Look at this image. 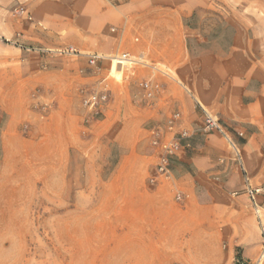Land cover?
I'll use <instances>...</instances> for the list:
<instances>
[{"label":"rangeland","instance_id":"374dc122","mask_svg":"<svg viewBox=\"0 0 264 264\" xmlns=\"http://www.w3.org/2000/svg\"><path fill=\"white\" fill-rule=\"evenodd\" d=\"M103 1L104 7L118 8L129 0ZM51 2L64 0H17L6 11V31L12 35L0 47V264H124L120 248L125 241L111 235L104 220L114 215L111 189L105 186L121 163L140 178L123 177L118 185L154 186L149 182L157 162L151 131L165 122H142L136 106L150 107L137 104L140 84L159 83L156 78L164 75L158 70L180 83V71H188L192 63L170 69L145 62L149 66L118 72L113 67L109 77L111 63L106 61L97 73L73 41L78 32L65 26L73 18L62 13L57 18L61 27H51L45 10ZM159 2L175 3L183 12L192 62L203 55L231 56L239 32L240 54L264 70V0ZM14 23L20 26L15 33ZM71 47L78 54H59ZM193 64L199 71L198 61ZM144 71L154 72L156 78L140 76ZM106 77L112 105L126 96L137 109L117 112L115 124L106 113L88 124L81 91L94 90ZM219 122L240 148L243 139ZM212 134L220 136L234 154L219 133ZM223 163L217 160L218 168ZM210 179L214 187L226 188L220 175ZM163 184L179 204L175 195L183 190L182 182L173 173V180ZM241 254L238 249L236 264H258L256 259L245 262Z\"/></svg>","mask_w":264,"mask_h":264},{"label":"crops","instance_id":"0c3cea01","mask_svg":"<svg viewBox=\"0 0 264 264\" xmlns=\"http://www.w3.org/2000/svg\"><path fill=\"white\" fill-rule=\"evenodd\" d=\"M159 1L129 0L115 8L104 7L103 0H64L45 8L55 30L61 27L57 18L62 13L73 18L65 26L78 32L73 41L85 54L115 57L123 51L170 69L189 60L192 63L188 71H180V83L170 75L156 78L152 71L139 73L156 78L166 91L153 108L137 109L125 96L106 111L115 124L117 112L135 108L148 125L164 123L171 112L179 111L184 128L196 132L191 147L172 164L174 176L183 184V203H175L163 183L118 185L123 177L140 178L119 165L105 186L113 199L114 215L104 219L109 222V233L125 241L120 248L124 264H236L238 249L245 262L256 259L264 264V198L258 200L259 218L247 195L241 194L245 174L255 186L264 182V70L240 54L239 32L231 56L203 55L192 62L183 12L173 2L163 6ZM14 2L0 0V47L12 35L6 31V11ZM14 24L15 33L20 26ZM195 61L199 71H195ZM203 109L243 139L241 161L226 150L220 136L202 132ZM220 158L224 163L218 168ZM214 175L221 176L226 188L213 186L210 178Z\"/></svg>","mask_w":264,"mask_h":264},{"label":"built area","instance_id":"2783aa9c","mask_svg":"<svg viewBox=\"0 0 264 264\" xmlns=\"http://www.w3.org/2000/svg\"><path fill=\"white\" fill-rule=\"evenodd\" d=\"M23 13V12H22ZM115 32V30H112ZM59 54H78L71 47L67 50L59 51ZM81 55V54H80ZM83 55V54H82ZM87 58L88 64L97 73L102 72L100 64L109 61L111 63V77L114 65L121 67V71L125 68L133 69L137 66H149L139 58L129 53H122L115 57H104L97 54L83 55ZM165 77H169L167 72L158 70ZM108 77L100 79L94 90H82V106L87 112L86 123L101 120L111 103V87L108 83ZM141 97L137 100L139 106L146 105L153 108L158 99L165 95V89L162 84L153 81H144L140 84ZM204 126L202 132L205 134L219 133L228 143L238 161H241L240 149L228 132L220 124L218 118L204 110ZM195 131L188 130L183 126L182 114L178 111L169 114L162 126L153 128L151 131V148L157 160L153 169V173L149 178L151 185H157L163 182H171L173 180L172 164L175 158L191 147L190 140L195 135ZM244 193L249 198L255 213L259 217L260 209L258 200L264 198V183L253 185L249 177L245 174ZM175 199L179 203H183L185 195L182 192H176ZM260 218V217H259ZM263 237H264V230Z\"/></svg>","mask_w":264,"mask_h":264},{"label":"bare ground","instance_id":"6f19581e","mask_svg":"<svg viewBox=\"0 0 264 264\" xmlns=\"http://www.w3.org/2000/svg\"><path fill=\"white\" fill-rule=\"evenodd\" d=\"M121 67L118 65H114V70H116L117 72L120 71ZM263 259V257L261 258V260Z\"/></svg>","mask_w":264,"mask_h":264},{"label":"trees","instance_id":"16d2710c","mask_svg":"<svg viewBox=\"0 0 264 264\" xmlns=\"http://www.w3.org/2000/svg\"><path fill=\"white\" fill-rule=\"evenodd\" d=\"M188 50H189V54L192 56V51H191L190 45H188ZM238 264H240V261H238Z\"/></svg>","mask_w":264,"mask_h":264}]
</instances>
